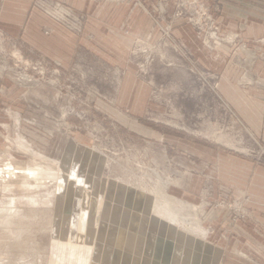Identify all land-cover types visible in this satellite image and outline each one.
Segmentation results:
<instances>
[{"label": "rangeland", "instance_id": "1", "mask_svg": "<svg viewBox=\"0 0 264 264\" xmlns=\"http://www.w3.org/2000/svg\"><path fill=\"white\" fill-rule=\"evenodd\" d=\"M191 1L173 0L156 33L133 30L115 51L84 39L43 52L0 29V264H185L182 244L197 264H264V223L212 162L264 163L221 95L220 45L244 42ZM168 196L177 230L162 218Z\"/></svg>", "mask_w": 264, "mask_h": 264}, {"label": "crops", "instance_id": "2", "mask_svg": "<svg viewBox=\"0 0 264 264\" xmlns=\"http://www.w3.org/2000/svg\"><path fill=\"white\" fill-rule=\"evenodd\" d=\"M142 1L147 7L134 0L127 4L110 0H0V29L10 41L43 52L52 41L58 49L68 44L72 48L84 39L93 46L115 51L121 49L120 39L128 43V33L134 30L138 34H154L174 14L173 0L166 4L165 11L160 10L157 0ZM200 1L214 18L220 35L240 36L244 43L264 38V0ZM184 20L180 19L181 25ZM90 21L97 24L90 25ZM46 28L51 30L49 34H45ZM185 34L193 42L189 32ZM244 43L220 45L221 54L226 58L221 95L252 139L264 147V87L255 83L257 77L264 80V58L258 56L264 46L250 48ZM2 82L6 84L0 78ZM218 157L216 161L213 153L212 162L219 164L220 175L238 188L237 196H250L247 205L264 223V163L254 156L235 155L225 166L221 153Z\"/></svg>", "mask_w": 264, "mask_h": 264}, {"label": "bare ground", "instance_id": "3", "mask_svg": "<svg viewBox=\"0 0 264 264\" xmlns=\"http://www.w3.org/2000/svg\"><path fill=\"white\" fill-rule=\"evenodd\" d=\"M24 172L20 174L21 177H24L25 178L26 176L31 175V173L29 171H27V172L24 171ZM43 172L44 171L42 169H37V171L35 172V175H38V174H42L43 175ZM12 173L14 175H18L19 174L17 171L12 172ZM3 175H4V173H3ZM160 200H161L162 204L165 206V208L168 209L167 212L164 214V216H162V218L164 219V223L167 226H169L170 228L173 227V228L176 229V227H175L176 226V223L175 222H176L177 217H179V216H177L178 215V210L176 208H172V198L168 196V198H164V199H160ZM198 225H200V224H198ZM196 228L201 229L200 226H197ZM57 230H58V234L63 235L64 230H63V228H61V226H58L57 227ZM162 237H164V235ZM187 237H188V239L191 240V236H187ZM161 238H160V240H161ZM191 241L194 242V240H191ZM197 241L200 242V243L201 242H204L202 240H197ZM207 246H209V245L206 244L205 247H207ZM181 248H182V250H180V253H179L180 254V259L183 260V261H185L187 259V261H185L186 262L185 264H188V263L189 264H197L199 262V260H201V258H200V256L198 254H196V255L193 254L194 252H193V250H192L191 247H189V246H187L185 244H182ZM216 262H217V256L213 260L212 264H216Z\"/></svg>", "mask_w": 264, "mask_h": 264}, {"label": "built area", "instance_id": "4", "mask_svg": "<svg viewBox=\"0 0 264 264\" xmlns=\"http://www.w3.org/2000/svg\"><path fill=\"white\" fill-rule=\"evenodd\" d=\"M191 2H192L191 5H192V4H193V5H196L197 0H193V1H191ZM193 7H195V6H193ZM196 10H197V9H196ZM197 13H199V12H197ZM200 16H201L202 18L206 19V26L209 27V26L212 24V22H213V17H212V15L208 12V10L201 8ZM214 28H215V30L218 29L216 26H215ZM2 36H3V33L0 32V38H1ZM236 37L239 38L240 36H236ZM259 43H264V38L260 39V40H259Z\"/></svg>", "mask_w": 264, "mask_h": 264}]
</instances>
